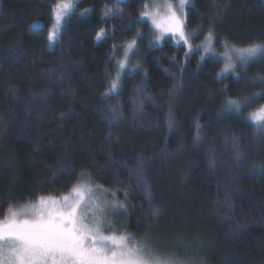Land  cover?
Masks as SVG:
<instances>
[{"label":"trees","instance_id":"trees-1","mask_svg":"<svg viewBox=\"0 0 264 264\" xmlns=\"http://www.w3.org/2000/svg\"><path fill=\"white\" fill-rule=\"evenodd\" d=\"M149 1L79 0L49 46L59 0H0V218L67 194L85 173L159 243L202 244L215 264H264V136L247 120L264 99L239 114L224 106L264 92V60L219 78V61L153 44L149 22L132 23ZM115 8L122 18L101 19ZM185 13L195 40L211 27L217 47L264 44V0H191ZM101 28L108 39L97 42Z\"/></svg>","mask_w":264,"mask_h":264},{"label":"snow or ice","instance_id":"snow-or-ice-1","mask_svg":"<svg viewBox=\"0 0 264 264\" xmlns=\"http://www.w3.org/2000/svg\"><path fill=\"white\" fill-rule=\"evenodd\" d=\"M78 2L79 0H59L54 5V24L48 36L50 44L55 42L65 17L74 11ZM122 2L124 0H116L117 4ZM190 5L191 0H179L178 4L168 0L163 3L145 4L141 19L132 23H143L146 18L158 33L157 41L171 34L178 45L187 46L191 52V41L201 29H194L191 33L186 30L185 8ZM90 11L85 9L81 15L85 16ZM123 14L124 10L121 8L107 9L101 19L107 21L117 16L122 18ZM214 37L215 32L209 27L202 45L205 54H213ZM106 39L108 35L105 29L101 28L96 34V40L102 42ZM136 43V38H133L126 44L124 58L117 61L120 72L126 69L129 53L134 51ZM223 48L225 72L233 70L237 64L245 65L258 58L264 60V44L254 43L237 47L225 41ZM257 79L264 87V77ZM118 84L119 75L110 81L108 91L104 95L116 93ZM258 99H264V92L243 98L229 97L224 102L225 110L239 114ZM247 120L264 136V104L251 111ZM196 139H200L199 134ZM97 192L107 190L100 186L94 188L91 177L82 173L80 181L74 184L67 194L40 195L34 202L10 207L4 217L0 218V264H180L175 259L161 257L143 241H132L127 234H105L107 209L125 208V205L115 200L109 202L106 198L102 200L101 196L96 195ZM112 195L114 197L116 192L113 191Z\"/></svg>","mask_w":264,"mask_h":264},{"label":"rangeland","instance_id":"rangeland-1","mask_svg":"<svg viewBox=\"0 0 264 264\" xmlns=\"http://www.w3.org/2000/svg\"><path fill=\"white\" fill-rule=\"evenodd\" d=\"M154 2H160L163 3L164 0H150L148 4H152ZM168 2H171L173 4H178L179 0H168ZM145 20H147L145 18ZM150 24V28L153 31L154 37L152 39L153 44H160L161 42L165 40H169L171 42L176 43V40L172 39L171 34L165 35L162 39L157 41L156 36L158 33L154 30L151 21L147 20ZM52 28L50 31H52ZM187 30V29H186ZM49 31V33H50ZM188 31V30H187ZM189 32V31H188ZM190 33V32H189ZM151 38V37H150ZM203 40H195L194 38L192 39L191 43L193 45V49L199 50L202 54V56L205 57H211L221 64V69L220 73L218 74L219 78H224L226 76L232 75L236 76L237 72L240 68H243L247 66L248 63L245 65L237 64L236 67L233 70H229L227 72L224 71L225 68V59H224V48L223 46L217 47L213 45L214 52L213 54H205L203 51ZM151 41V40H150ZM177 44V43H176ZM53 43L50 44L49 46H52ZM183 45V44H182ZM199 46V47H198ZM187 48V46H185ZM246 47V46H245ZM188 49V48H187ZM135 50V48H134ZM124 51L125 48L122 50V55L120 59L124 58ZM132 52L129 53V57ZM256 59L255 61H258ZM254 61V62H255ZM129 61L127 64L126 69L123 72L129 71ZM264 104V103H262ZM261 105V104H260ZM255 110V109H254ZM253 111V110H252ZM93 186V185H92ZM94 188L96 186H93ZM103 189V188H102ZM96 195H99L102 197V200L106 198L109 202L115 200L120 203H123L125 205V208H108L106 211L105 215V223H104V231L105 234H112L115 233L117 235L121 234H127L132 238V241L135 242H145L147 247L152 248L154 251L160 254L161 257L163 258H172L180 262V264H215L214 261L210 256H208V253L205 252V247L202 246V244H195V245H188V244H182L178 243L177 245L170 244L168 242H158V239L156 237H153L150 235V230L143 229V227H132L130 226L131 224V212L128 209L127 205L124 202H121L119 199H117L115 196L113 197L112 192L107 190V192H97Z\"/></svg>","mask_w":264,"mask_h":264}]
</instances>
